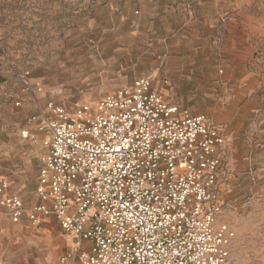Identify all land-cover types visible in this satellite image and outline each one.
Listing matches in <instances>:
<instances>
[{"label":"rangeland","instance_id":"1","mask_svg":"<svg viewBox=\"0 0 264 264\" xmlns=\"http://www.w3.org/2000/svg\"><path fill=\"white\" fill-rule=\"evenodd\" d=\"M224 1L0 0V175L26 209L45 154L27 148L34 121L144 76L224 135L215 226L234 233L230 264H264V0ZM72 246L53 215L14 223L0 206V264H57Z\"/></svg>","mask_w":264,"mask_h":264},{"label":"built area","instance_id":"2","mask_svg":"<svg viewBox=\"0 0 264 264\" xmlns=\"http://www.w3.org/2000/svg\"><path fill=\"white\" fill-rule=\"evenodd\" d=\"M43 127L39 202L26 209L0 175V206L14 223L57 219L73 239L57 264H230L234 233L215 226L225 137L204 114L142 76L93 107L54 106Z\"/></svg>","mask_w":264,"mask_h":264},{"label":"crops","instance_id":"3","mask_svg":"<svg viewBox=\"0 0 264 264\" xmlns=\"http://www.w3.org/2000/svg\"><path fill=\"white\" fill-rule=\"evenodd\" d=\"M227 1H230V0H225L224 2H227ZM43 123H44V119H40V120H35L34 121V131H36V132H34V134H37L38 135V138L36 139V140H33L32 142H31V145L30 146H27V148H29L30 149V154L32 155V156H36V155H39L40 153H46V147L44 148L43 146H41V142H42V140H43V138H44V136H45V133L46 132H48L49 133V131H48V129L46 128V127H43V129H41V130H39L38 129V127L39 126H43ZM22 130H27V129H22ZM21 130V131H22ZM43 133H44V135H43ZM34 137V136H33ZM33 137H29L30 139L31 138H33ZM37 146H39L40 148H38ZM17 148H18V152L20 151V148H21V150H23L24 149V147L26 148V146H24V144H17V146H16ZM40 164H41V162H40ZM40 164H39V167H40ZM39 170V169H38ZM38 175V174H37ZM1 176H4V175H1ZM6 177V176H5ZM7 178V177H6ZM9 180V179H8ZM10 182V181H9ZM10 191L11 192H14L13 190H11L10 189ZM14 193H16V194H18L19 196H21L19 193H17V192H14ZM22 198V197H21ZM39 202V199L38 200H36V202L35 203H38ZM34 203V204H35Z\"/></svg>","mask_w":264,"mask_h":264}]
</instances>
